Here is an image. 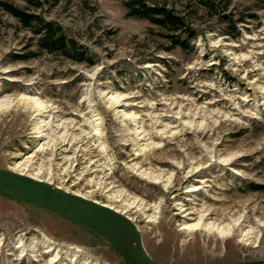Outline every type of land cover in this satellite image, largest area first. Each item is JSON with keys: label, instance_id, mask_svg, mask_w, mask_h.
Listing matches in <instances>:
<instances>
[{"label": "rangeland", "instance_id": "obj_1", "mask_svg": "<svg viewBox=\"0 0 264 264\" xmlns=\"http://www.w3.org/2000/svg\"><path fill=\"white\" fill-rule=\"evenodd\" d=\"M36 1L0 0V169L122 211L158 264H264L263 1L232 0V37L195 0H163L192 22L186 50L118 0ZM2 3L60 26L89 61L38 50ZM201 215L240 226L183 229ZM0 264L124 263L89 229L0 193Z\"/></svg>", "mask_w": 264, "mask_h": 264}, {"label": "trees", "instance_id": "obj_2", "mask_svg": "<svg viewBox=\"0 0 264 264\" xmlns=\"http://www.w3.org/2000/svg\"><path fill=\"white\" fill-rule=\"evenodd\" d=\"M25 1L36 8L41 7V3L36 0ZM118 1H121L125 7L127 17L145 20L155 26L160 31V35L169 43L168 49L181 48L186 50L189 48V42L196 36V31L192 26L189 16L175 8V6L168 5L163 0ZM195 1L201 9L210 13L214 20L225 26L226 35L232 37L238 36V30L235 25L242 23L244 17L237 12V9L232 4V0ZM261 1L264 3V0ZM1 5L22 27L32 32L38 50L49 54L59 53L73 62L89 61L85 52L80 50V46L74 40L66 38L60 26L53 22L45 21L35 12H27L7 3H2ZM232 28L234 29L233 32L229 30ZM252 189L264 192V186L254 185Z\"/></svg>", "mask_w": 264, "mask_h": 264}, {"label": "water", "instance_id": "obj_3", "mask_svg": "<svg viewBox=\"0 0 264 264\" xmlns=\"http://www.w3.org/2000/svg\"><path fill=\"white\" fill-rule=\"evenodd\" d=\"M0 193L89 229L106 241L124 264H158L146 252L136 225L101 204L1 169Z\"/></svg>", "mask_w": 264, "mask_h": 264}, {"label": "bare ground", "instance_id": "obj_4", "mask_svg": "<svg viewBox=\"0 0 264 264\" xmlns=\"http://www.w3.org/2000/svg\"><path fill=\"white\" fill-rule=\"evenodd\" d=\"M24 100H26L29 104H35V106L37 107H39V113L37 114V117H40L41 116V112H45V109H46V107L45 106H43L42 104H40L38 101H36L34 98H32V97H27L26 95L25 96H23L22 97ZM111 99H112V97H110ZM114 99V102H118L117 101V99H115V98H113ZM111 101V100H110ZM12 102H13V100L12 101H8V102H6L7 104H12ZM4 105H2V102H0V109L3 107ZM96 120H98V119H92V121H96ZM38 121H39V123L41 124L42 123V125L43 126H46L47 125V123H45L46 121L44 120V119H41V118H38ZM100 132H97V133H95V135L96 134H99ZM104 151H105V148L103 149ZM29 163V162H28ZM15 167L16 168H20V169H22V170H24V169H26V165L24 164V162H22V161H20V162H16L15 163ZM15 173V172H14ZM16 174H18V175H21V176H24V177H27V178H30V179H32V180H35V181H39V182H42L40 179H38L37 180V178L36 177H34V176H32V175H24V174H22V173H16ZM36 178V179H35ZM44 183H46V182H44ZM46 184H49V183H46ZM49 185H51V184H49ZM52 186V185H51ZM54 187V186H53ZM54 188H56V189H59V190H61L60 188H58V187H54ZM199 188V186H196V187H193L192 189H190L189 191L191 192V191H195V190H197ZM63 191V190H62ZM65 192H67V191H65ZM69 193V192H68ZM70 194H72V193H70ZM73 195H75V196H78V197H81V198H85V197H82V196H79V195H76V194H73ZM85 199H87V198H85ZM88 200H90V199H88ZM91 201H93V200H91ZM94 202H96V201H94ZM96 203H98V202H96ZM98 204H100V203H98ZM101 205H103V206H105V207H107V208H109V209H111V210H114L115 212H117V213H119V214H121V215H123V216H125L126 218H128V216H126L125 215V213H123L122 211H119L118 209H114L113 207H111V206H108V205H104V204H101ZM125 207H127L128 209H131L132 207H133V203H130V204H126V206ZM126 208V209H127ZM150 209L151 208H147V207H143L142 209H140L141 210V212H142V214H147L148 212H150ZM182 209V208H181ZM157 210V209H156ZM155 210V211H156ZM129 211V210H128ZM155 211H153V213H151V214H149V215H147V218L149 219V221L150 220H152V218H154V214L156 213ZM184 212V218H185V220H193L192 219V215H193V213L192 212H189V213H187V211L186 210H184L183 211ZM217 215V214H216ZM131 222H132V220L130 219V218H128ZM205 216L204 215H201L200 217H199V219H198V222H196L195 224H184V226H183V229H194V230H197V229H202V230H205V231H209V232H217V233H221V234H230L233 230H234V228L235 227H239L240 226V224L237 222V221H235L234 223H231V224H228V225H222L221 224V222H219V219L218 220H214V221H211V222H205ZM133 223V222H132ZM242 230V229H241ZM223 236H225V235H223ZM42 246L43 248H44V253H50V251H53L51 248H52V245H50L49 243H47V242H45V243H38V242H35V241H31L30 243H29V245H27L26 246V250L28 251V252H30V253H34L35 252V250L37 249V247L38 246ZM144 246V245H143ZM15 248H17V249H20L19 251L20 252H23V251H25L23 248V244H21L20 243V240H19V242L15 245ZM145 248V247H144ZM146 250V249H145ZM147 252V251H146ZM58 259V253H56V251H55V255H53V257H51V259H50V261H49V263H55L56 262V260ZM74 259V258H73ZM68 260V259H67ZM77 260V259H76Z\"/></svg>", "mask_w": 264, "mask_h": 264}]
</instances>
